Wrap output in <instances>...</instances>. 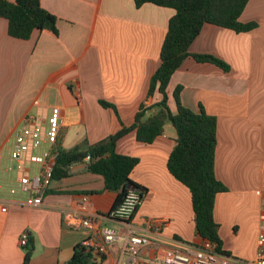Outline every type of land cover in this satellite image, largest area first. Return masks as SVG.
Here are the masks:
<instances>
[{"label": "crops", "instance_id": "obj_1", "mask_svg": "<svg viewBox=\"0 0 264 264\" xmlns=\"http://www.w3.org/2000/svg\"><path fill=\"white\" fill-rule=\"evenodd\" d=\"M15 1V0H8ZM57 18L58 34L35 30L30 39L9 35L8 20L0 17V171L16 130L27 116L47 122L53 107L61 109L58 149L94 144L130 126L143 103L161 99L148 95L151 78L160 65L171 7L134 0H41ZM240 20L257 27L236 32L206 23L190 46L194 54L213 55L229 65L224 71L212 62L187 57L168 86V103L176 112L174 91L182 85V103L217 119L216 175L228 188L216 197L214 215L220 224L223 250L239 261L255 260L264 213V0H249ZM101 100L115 108L105 107ZM149 110V113L153 112ZM153 143L130 132L117 151L140 159L131 178L146 189L131 219L139 232L150 233L149 219L165 221L163 236L193 242L199 234L189 188L175 178L167 163L176 144L173 125ZM86 162L70 166V175L53 180L43 206H28L0 190V264H24L26 247L19 245L25 230L33 247L30 264H65L75 246L102 241L104 227L123 230L109 217L118 193L104 177L88 171ZM89 195L99 218L91 229L66 225L78 211L79 199ZM93 249V248H91ZM99 264H124L122 242L113 243ZM160 246L143 251L159 256Z\"/></svg>", "mask_w": 264, "mask_h": 264}, {"label": "trees", "instance_id": "obj_2", "mask_svg": "<svg viewBox=\"0 0 264 264\" xmlns=\"http://www.w3.org/2000/svg\"><path fill=\"white\" fill-rule=\"evenodd\" d=\"M249 0H134L137 7L145 3L171 7L176 13L171 17L167 34L160 51V65L154 72L148 95L155 92L161 99L154 104L143 103L135 115L132 125L122 127L103 140L85 147L77 145L72 149H59L53 179L60 180L70 175V166L86 162L88 171L104 177L105 186L118 193L114 207L118 206L132 187L146 191L131 178V173L140 162L136 156L117 151L118 141L135 131L137 139L151 144L164 134L171 122L177 132L176 144L168 159L170 173L186 185L192 198L196 227L199 236L207 237L218 244L221 252L223 240L220 224L214 215L216 197L227 191V186L216 175L217 119L203 108L196 112L181 101L183 86L174 91L176 112L168 100V86L175 71L183 61L192 56L201 62H212L224 71L229 65L223 60L205 54H194L190 46L206 23L230 28L236 32H246L256 28V22L244 23L240 20ZM0 17L8 20V33L19 39H30L35 30L49 29L58 34V18L41 3V0H0ZM105 107L116 108L101 100ZM154 111L149 113V110ZM117 111V110H116ZM89 157V158H88ZM32 243V240L30 238ZM26 247L24 264H30L33 247ZM229 255V254H228ZM101 259L103 256L101 255ZM97 256L84 245L75 246L73 256L65 264H99Z\"/></svg>", "mask_w": 264, "mask_h": 264}, {"label": "built area", "instance_id": "obj_3", "mask_svg": "<svg viewBox=\"0 0 264 264\" xmlns=\"http://www.w3.org/2000/svg\"><path fill=\"white\" fill-rule=\"evenodd\" d=\"M61 109L55 106L51 110L47 122L32 116H27L22 125L16 130L4 156L5 165L0 171V190L4 184L13 181L9 186L11 195L23 200L28 206H43L44 197L53 179L59 149L57 147L60 134ZM89 158V157H88ZM145 193L139 189H130L124 200L113 208L109 217L120 222L123 230L104 227L102 241L91 245L86 240L84 245L96 254L104 255L108 247L122 242V256L126 257L124 264H232L239 263L230 255L219 251L218 244L207 237L198 236L193 242H182L176 239L168 240L162 234L165 221L149 219L150 233L139 232L132 228L131 219L141 205ZM264 205V201H263ZM99 213L93 206L89 195L79 199L78 211L68 215L66 225L76 230L91 229L96 224ZM264 229V213L262 215ZM30 233L25 230L19 245L27 247ZM160 246L162 253L155 257H146L143 251L149 247ZM93 248V249H91ZM249 264H264V232L259 236L255 260Z\"/></svg>", "mask_w": 264, "mask_h": 264}, {"label": "rangeland", "instance_id": "obj_4", "mask_svg": "<svg viewBox=\"0 0 264 264\" xmlns=\"http://www.w3.org/2000/svg\"><path fill=\"white\" fill-rule=\"evenodd\" d=\"M168 125H169V127H171V128H172V126H171V125H172V123H171V122H168Z\"/></svg>", "mask_w": 264, "mask_h": 264}, {"label": "water", "instance_id": "obj_5", "mask_svg": "<svg viewBox=\"0 0 264 264\" xmlns=\"http://www.w3.org/2000/svg\"><path fill=\"white\" fill-rule=\"evenodd\" d=\"M131 189H136V187H132Z\"/></svg>", "mask_w": 264, "mask_h": 264}]
</instances>
